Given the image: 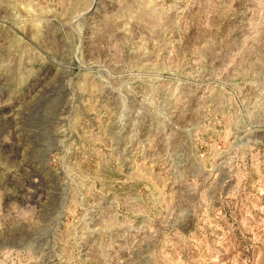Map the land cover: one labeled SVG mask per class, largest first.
<instances>
[{
  "label": "rangeland",
  "instance_id": "obj_1",
  "mask_svg": "<svg viewBox=\"0 0 264 264\" xmlns=\"http://www.w3.org/2000/svg\"><path fill=\"white\" fill-rule=\"evenodd\" d=\"M0 264H264V0H0Z\"/></svg>",
  "mask_w": 264,
  "mask_h": 264
}]
</instances>
